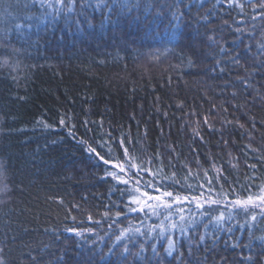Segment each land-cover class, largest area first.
Segmentation results:
<instances>
[{
	"label": "trees",
	"instance_id": "trees-1",
	"mask_svg": "<svg viewBox=\"0 0 264 264\" xmlns=\"http://www.w3.org/2000/svg\"><path fill=\"white\" fill-rule=\"evenodd\" d=\"M138 2L129 12L114 0H86V7H81L85 0H77L72 13L65 8L45 28L37 27L35 18L45 11L55 15L54 9L0 0V29L9 30L7 38L0 32L4 264H264V242L250 240L247 225L239 227L247 219L243 211L235 210L234 219L226 221L231 233H213V225L204 228L212 216L230 211L229 201L248 195L252 181L247 177H258L256 185L264 180L259 159L264 156V56L257 48L264 43V21H255L252 37L247 32L241 36L224 23L240 19L239 10L229 8L226 0ZM127 3L136 5L137 0ZM246 12L248 23L239 26L250 28L253 13L251 8ZM25 15L33 20L24 21ZM20 22L33 26L17 33L14 25ZM245 44L251 45L250 52ZM237 54L241 65L231 59ZM61 117L65 125H60ZM120 140L136 163L161 170L164 177L175 173L178 184L160 177L155 182L188 200L159 210V217L128 212V194H121L125 185L105 176L109 166L86 151L90 144L107 158V147H100L106 142L123 158ZM192 197L222 203L198 208ZM169 212L178 222L181 215L195 221L187 236L178 229L165 234L177 241L171 256L164 251L167 239L158 236L159 228L148 235L150 226L169 223L164 219ZM66 227L85 231L77 236ZM129 228L145 235L132 232L131 240L117 242L121 230ZM251 231L253 237L264 236V220Z\"/></svg>",
	"mask_w": 264,
	"mask_h": 264
},
{
	"label": "snow or ice",
	"instance_id": "snow-or-ice-1",
	"mask_svg": "<svg viewBox=\"0 0 264 264\" xmlns=\"http://www.w3.org/2000/svg\"><path fill=\"white\" fill-rule=\"evenodd\" d=\"M221 0H216V3H220ZM229 8H236L239 10L240 19L235 20L234 24H230L229 21H224L225 24H227L229 27L233 28V30L240 34L241 36L247 32L249 37H252L254 34V30L257 27V24L255 21L259 18L261 21H264V0H226ZM77 0H67L65 3V0H30V3L28 0H25L24 8H29L30 6H36L39 5L40 8L44 9H54L55 15H53L51 12L45 11L41 13L40 17L35 18L36 26L39 27L40 25H44L45 28L53 22H55L61 12L67 9L68 13H72L75 9ZM114 3L118 4L120 7L127 8L130 12L132 7H139V2L137 0L136 5H129L127 3V0H114ZM60 6V7H57ZM87 3L85 0V3L81 5V7H86ZM99 6V5H97ZM11 7V5H9ZM104 7L111 8L112 5L110 4H104ZM177 11L179 9V4L176 5ZM246 8H251L252 15L250 17L252 23L251 27H240V24H247L248 21H246L244 18L248 15L246 12ZM7 11V10H6ZM8 16H11L12 13L8 12ZM176 15L175 13L173 14ZM47 17H51L50 20L46 19ZM179 19V17H177ZM24 21H31L33 20V16L31 15H25L23 18ZM33 25L31 23H16L14 25V29L17 33H22L24 30L31 29ZM0 32L3 33L4 37L7 38L9 35L8 29H0ZM261 35L264 36V26H261ZM209 40L215 42V38L213 36L208 37ZM241 43L243 41L241 40ZM238 46V45H237ZM244 48L246 51L250 52L251 45L245 44ZM257 48L259 51V54L261 56H264V43L257 44ZM221 51H226L223 47H221ZM167 50H165L166 54ZM159 58V57H157ZM233 63L236 65H241V60L239 58V54L235 57H231ZM191 62V61H190ZM217 64H219V61H217ZM221 71H224L223 68L220 69ZM248 69L245 68V72H247ZM240 82L245 85L248 88H251L252 85L249 83V81L245 77H238ZM257 94H259V91L257 90ZM236 93L233 92V96H235ZM227 111V109H225ZM251 119V118H250ZM205 124H208L207 118L203 121ZM40 123L43 124L45 128L52 127L51 125L41 121ZM60 125H65V119L63 117L60 118L59 121ZM228 123H231V121H228ZM237 123H239L237 121ZM241 128H244L243 124H239ZM255 124H253V127ZM209 127L211 125L209 124ZM193 132L196 136H199L200 133L198 131V128H193ZM71 134V133H70ZM82 144H87V141H80ZM119 144L123 150V158L114 155L115 150L108 146L106 142L100 143V147L104 148L107 147V158L105 156L101 155L100 152L97 151V148L92 147L90 144H88L86 151L89 153L95 154L99 158L100 161H102L105 165L109 166L105 169V176L111 177L113 180H115L118 184L125 185V188L121 190V194L123 195L125 192L128 194V203L125 205V208L128 212H138V213H144L146 216L151 214L154 216L159 217L161 209L168 210L173 207L174 204L182 203L183 201L188 200V196H182L179 192L169 191L168 186L161 187L155 182L156 177H160L161 180H171L173 183L178 184L179 180H174L175 173L172 174V177H164L161 176V170H157L153 172L150 168L143 166L141 163H136V157L132 156V154L129 152V149L127 146H125L124 140H120ZM251 149V145L248 146ZM251 151L255 152L258 151L257 149H251ZM261 161H264V156L259 158ZM215 167V166H214ZM233 167H237V165H233ZM249 168L256 169V164H249ZM136 170V171H133ZM216 172L219 173L220 169L216 168ZM141 173H149L153 179L144 180ZM205 176L207 177V172H205ZM248 180L252 181L251 184L247 186L248 195L247 196H239L234 200H231L228 202L226 207L230 209L227 213L224 211H220L218 215L212 216L211 219L208 221L207 224L204 225V228L207 230L209 225H213V233L217 231H226L228 233H231L233 231V227H225L226 221H231L234 219V211L239 209L244 212L247 219L245 220L244 224H240L239 227L243 229L245 225H247L249 230V238L252 239H258L262 242H264V236L261 237H253L252 235V227L258 220H264V180H261V182L256 185L255 181L258 179L255 175L251 177H247ZM211 183V181H209ZM131 185V187H128ZM189 188H191V185H188ZM255 187L257 191H252V188ZM203 195V194H201ZM225 197L227 196V193H223ZM192 200L196 203V206L198 208H203L205 203H208L209 205H219L222 203L221 200L218 199H212L209 197L208 199L201 202L200 197H192ZM62 203V201H61ZM74 207L79 210V205H74ZM182 212L183 209H180ZM126 214V213H125ZM103 215L105 217L109 216V212H104ZM122 215L120 211H117L115 213V216L119 218ZM201 216L209 215L207 212H201ZM172 213L169 212L168 215L164 217L165 220H168L169 223L164 224L161 222L160 225H154L150 226V231L148 235H151L152 231H156L157 228H159L158 236L161 238L167 239V246L164 248V251L167 255L171 256L174 251L177 250V241L173 238L172 235H167L165 237L166 233H170L174 230H179L180 234L183 236L188 235V229L189 227L193 226L195 224V221L189 220L185 221L184 216H180L179 222L176 220H173L171 218ZM73 221L76 220L75 216L71 217ZM87 219L89 221H92L93 217L91 214L88 215ZM99 223V221H97ZM65 231L67 232H73L77 236H82L83 232L85 230H80L76 228H65ZM86 231L91 232L92 229H86ZM139 233L140 235H145V233L141 232L139 228L137 229H122L120 234L116 236V241L120 242L124 240L125 238L131 240V236L129 233ZM200 242H204L205 235H200L199 237ZM239 246L237 243H233V247ZM141 251L144 250V245L141 244ZM112 249H109V252H111ZM152 251L154 254L157 253L156 245H152ZM124 252H128V248L125 245ZM139 255V253L137 254ZM247 259L251 260V257H248ZM0 264H4V261L0 259Z\"/></svg>",
	"mask_w": 264,
	"mask_h": 264
},
{
	"label": "bare ground",
	"instance_id": "bare-ground-1",
	"mask_svg": "<svg viewBox=\"0 0 264 264\" xmlns=\"http://www.w3.org/2000/svg\"><path fill=\"white\" fill-rule=\"evenodd\" d=\"M2 188H0V194H1Z\"/></svg>",
	"mask_w": 264,
	"mask_h": 264
}]
</instances>
